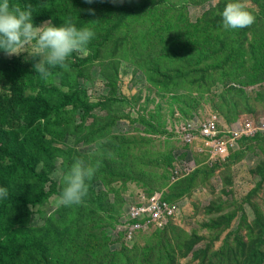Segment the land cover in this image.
I'll return each mask as SVG.
<instances>
[{"label": "rangeland", "instance_id": "obj_1", "mask_svg": "<svg viewBox=\"0 0 264 264\" xmlns=\"http://www.w3.org/2000/svg\"><path fill=\"white\" fill-rule=\"evenodd\" d=\"M103 1L145 10L114 26L117 12L101 0H28L50 13L43 22L70 17L95 36L87 55L74 52L50 78L87 111L64 105L33 131L41 143L35 172L17 176L18 201L4 217L7 229L20 228L22 251L2 264H264V0H250L256 19L237 30L234 59L198 43L208 35L202 26L215 25L206 13L221 17L228 0ZM212 115L229 125L248 119L259 130L225 157L181 141L184 122ZM77 157L100 167L82 204L57 207L54 173ZM153 192L176 214L164 227L125 236V206Z\"/></svg>", "mask_w": 264, "mask_h": 264}, {"label": "trees", "instance_id": "obj_2", "mask_svg": "<svg viewBox=\"0 0 264 264\" xmlns=\"http://www.w3.org/2000/svg\"><path fill=\"white\" fill-rule=\"evenodd\" d=\"M227 2L224 1L220 4L217 9L219 13L222 12V8ZM12 3L22 8L25 5H30L28 0H12ZM101 3L109 13L117 12L114 26L121 24L126 17L143 13L145 10L144 7L130 6L113 8L103 0ZM51 9L52 3H50ZM31 10L35 26L50 16L48 11L39 7L34 8L31 5ZM206 17L214 20L215 25H209V20L207 25L202 26L201 23H196L192 26V28L202 26L208 32L203 41L198 43L209 41L210 45L220 47L212 52L213 55L229 50L231 53L229 59L238 57L239 51L235 49L236 41H238L237 30L228 29L227 36L220 37L217 33L211 35L213 30L222 29V17L220 15L215 17L214 12L206 13ZM187 31L189 30L187 29ZM239 43L240 41H238V45ZM193 46L196 50L204 48V46L196 47L195 42ZM38 60V57L34 56H31L30 59H24L21 56L10 57L0 50V187H5L8 190V197L0 199V264L3 262L2 258L20 255L22 251V247L17 245L20 228L7 229L4 217L8 204L18 201L19 194L14 190L13 185L17 176L27 171L35 172L41 143L36 142L38 135L33 131L40 127L42 120H48L50 115L60 111L64 105H78L87 111V107L78 100L75 94L61 92L53 87L55 85L51 83V76L63 68L51 69L52 75L44 79L34 69V64ZM56 96H59L57 102H55Z\"/></svg>", "mask_w": 264, "mask_h": 264}, {"label": "clouds", "instance_id": "obj_3", "mask_svg": "<svg viewBox=\"0 0 264 264\" xmlns=\"http://www.w3.org/2000/svg\"><path fill=\"white\" fill-rule=\"evenodd\" d=\"M85 2L91 4L93 0H85ZM250 7V0H228L221 12L223 27L229 30L250 27L256 19ZM88 11L94 14V10ZM32 16L31 5L22 8L14 5L12 0H0V50L9 55H18L31 46V55L39 57L34 64L35 72L44 79L52 75L51 69L67 68V61L74 52L88 54L87 45L95 36L90 27H77L70 17L59 26L53 25L51 20L35 26ZM43 166V162H40L37 170L39 171ZM99 167L100 161L92 165L84 158L77 157L66 168L58 169L54 175L62 187L55 198L56 206L82 204L88 195V181L93 178ZM7 197V188L0 187V199ZM125 212L126 207L124 215Z\"/></svg>", "mask_w": 264, "mask_h": 264}, {"label": "built area", "instance_id": "obj_4", "mask_svg": "<svg viewBox=\"0 0 264 264\" xmlns=\"http://www.w3.org/2000/svg\"><path fill=\"white\" fill-rule=\"evenodd\" d=\"M257 130L259 128L248 119L228 125L222 123L216 115H212L200 122L188 120L177 129V132L183 143L204 146L208 153L216 158L228 155L230 151L239 147L242 139L256 135ZM180 171L183 172L184 168ZM175 214V205L160 193H152L150 196L143 193L135 201L127 204L122 228L125 236L130 237L135 229L140 230L150 223L163 227ZM132 220L138 222L132 223L130 222Z\"/></svg>", "mask_w": 264, "mask_h": 264}]
</instances>
